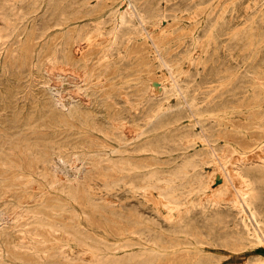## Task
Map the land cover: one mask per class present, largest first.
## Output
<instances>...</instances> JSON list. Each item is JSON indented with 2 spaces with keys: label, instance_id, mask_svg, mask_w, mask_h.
<instances>
[{
  "label": "rangeland",
  "instance_id": "rangeland-1",
  "mask_svg": "<svg viewBox=\"0 0 264 264\" xmlns=\"http://www.w3.org/2000/svg\"><path fill=\"white\" fill-rule=\"evenodd\" d=\"M218 3L223 6L231 5L230 0H223V2L136 0L135 5L148 17L145 22L131 19L137 27L136 31L131 36L124 35L122 40H126L122 51L111 56L105 45L106 38L110 36L108 27L114 25L117 19L115 16L126 8L128 0H0V24L5 22L9 29L14 27L11 35L0 42V120L6 122L13 120L12 113L9 111L10 99L15 100L16 105L20 106V113L26 114L35 109L32 107L35 103H48L51 100L49 93L58 91L59 105L67 104L68 100L79 107L94 105L96 109L94 117L97 119L96 127L99 130L91 129L73 135L71 138L83 139L85 135L92 133L90 146L93 149L105 150L108 149L107 145L110 142L107 136L109 128L106 127L109 112L106 107L114 100L121 101V95H123L121 93L125 89L123 85L130 84L148 90H153L152 87L156 88L154 99L157 105L167 104V102L175 103L178 100L177 95L181 97L183 90L187 88L189 93L196 95L195 98L201 102L198 112L191 111L188 114L181 112L179 126L169 131V134L166 130H160L155 135L154 142L157 150H172V158L168 161L162 159L165 156L164 153H159L161 169H175L179 162V150L176 147L185 141V138L190 137L189 142L192 143L186 153L199 152L202 157L205 153L202 149V137L197 138L198 140L194 138L198 134L202 135V125L206 127V133L211 137L215 134L221 135L220 131H225L226 128L227 133L231 134L227 140L223 137L217 138L214 142L216 157L213 155V161L203 163L209 179L207 193L210 196L192 194L191 196L194 197L190 198L192 204L182 201L172 209L173 215L175 214L173 220L180 218L181 223L166 224L163 221V215L168 211L158 203L160 199L157 198L156 201H158L154 203L157 209L155 220L157 219L158 230L170 232L172 236L183 235L182 237L187 239L168 248V251L172 249L177 252L186 251L184 255L180 254L181 258L179 256L177 257L179 259H168L162 253L152 250L143 251L144 253L134 258H126L124 248H119V250H111L115 252L113 254L116 255V259H99L93 264H264V244L262 243L264 241H256L253 237L245 239L244 231L233 225L231 219L233 215L229 209L224 207L218 211L208 204V201L214 198L228 201L231 197H236L235 187L241 186L242 179L234 171L231 170V172L230 168L236 164L237 159L264 155V148H262L264 137H261L264 133V7L255 15L244 19L239 27L237 25L233 28L229 25L228 19L223 21L219 16L221 8H217ZM32 7L36 8L35 11H30ZM156 12H163L164 15L157 22L158 24L152 21ZM44 20L50 23L53 21L61 23L40 32L43 26H47L45 23L40 25V22ZM194 24L196 26L193 29ZM35 27H39V30L33 32ZM128 27L126 26L122 32H127ZM81 29V33H85V36L76 42L74 37ZM61 44L62 49L56 51L55 48L59 49ZM161 51H166L167 55L172 57L169 65L171 71L160 63ZM235 55L236 58H233ZM145 59H148L147 62ZM112 60L119 62L115 63ZM150 74L155 75L152 77L156 79L154 80ZM176 85L178 86L176 93L164 97L165 89L174 88ZM118 91L120 95L114 98L112 94ZM139 98V96L134 97V99ZM146 104L143 101L141 107H145ZM202 109L205 111L202 112ZM50 113L52 112L48 111L46 114ZM42 117L41 120H43ZM240 140L244 145L240 144ZM250 142L254 144L250 145ZM74 145L81 146L79 143ZM68 148L76 149L74 146L61 145V149L68 150ZM91 157L96 155L92 154ZM94 163L96 161L79 172L77 178H73L67 167L63 168V165L57 166V170H61L57 174L62 181L70 179L81 186L92 181L102 184L104 176L100 173L99 163ZM255 165L257 169L252 167L251 177L264 210V167ZM106 172L107 178H113L118 173L111 167H107ZM24 173L27 171L20 168L0 167V176H4L2 179L4 184L0 185V220H2V227H7L5 230L10 239L9 246L5 241L0 243V259H3L1 260L3 264L30 262V260L21 262L17 257L6 255L7 249L15 252L19 250L18 246L21 243L19 236L23 235L24 231L22 226L15 225V220L10 219L9 215L3 211L2 205L7 189H19L22 186L21 183H12V180L17 182L16 180L20 178L26 179L27 176L23 175ZM37 186L39 192H44L43 196L53 195L48 189H44L41 183ZM218 187L219 190L216 191ZM210 191L215 193L211 194ZM75 206L80 212V206ZM179 207L181 212L176 213L180 211ZM95 216L100 217L98 213ZM79 219L91 232L98 235L104 234L102 227L94 221L95 219L90 225L81 215ZM114 224L118 226L119 222ZM108 242L118 243L114 236H109ZM137 249V247L133 248L134 252ZM49 250V246H43L39 252L32 250V254L37 256ZM220 251L226 253V256L220 257ZM50 259L53 258L39 259L38 264H52Z\"/></svg>",
  "mask_w": 264,
  "mask_h": 264
},
{
  "label": "bare ground",
  "instance_id": "bare-ground-1",
  "mask_svg": "<svg viewBox=\"0 0 264 264\" xmlns=\"http://www.w3.org/2000/svg\"><path fill=\"white\" fill-rule=\"evenodd\" d=\"M135 1L128 0L126 8L117 13L118 15L116 14L117 16L115 17L117 19L114 25L108 27L110 36L106 38L105 45L109 51L108 54L111 56L122 51L126 40H122V37L124 35L131 36L136 31L137 27L131 19L145 22L148 17L135 5ZM230 1L231 5L223 6L218 3L216 6L221 8L219 15L221 19L223 21L228 19L229 25L233 28L237 25L239 27V24L244 19L255 15L264 7V0ZM217 2H223V0H217ZM35 9V7H32L30 11H35ZM163 17V12H156L153 19H151L158 24L157 22ZM43 23L47 24V26H43L40 32H44L50 29L51 26L61 22L53 21V23H50V21L44 20L40 22V25ZM126 26H129L127 32H122ZM195 26L196 24H194L193 29ZM13 28L9 29L5 22L0 24V42L11 35L12 31H14ZM38 28L35 27L32 31L35 32V30H39ZM81 31L82 29L74 37L76 42L85 36V33H81ZM58 48H55V50H61L62 44ZM161 52L160 63L171 71L169 65L172 57H169L166 51ZM233 58H236V55ZM112 61L115 63L119 62ZM244 71L246 72V70ZM152 78L154 79V77ZM207 84L209 85V83ZM123 88L125 89L121 93L123 94L121 95L122 100H114L106 107L109 112V120L106 127L107 129L109 128L107 136L110 138V142L107 145L108 149L105 150L100 148L93 149L90 146L92 133H88L83 139L71 138L73 135H78L91 129L99 130L96 127L97 119L94 117V112L96 113L94 105L79 107L76 103L69 100L67 104L59 105L58 99L60 95L58 91H52L49 93L51 100L48 103L37 102L32 106L35 109L25 114L20 113V106L16 105L15 100L10 99L9 111L12 113L11 118L13 120L7 122L0 120V167L3 169L16 167L26 170L27 173L23 175H26L27 178H20L16 180L17 182L13 179L12 183H21L22 186L19 189H7L3 196V211L9 215L10 219L15 220V225L22 226L24 231V234L19 236L21 237V243L18 246L19 250L15 252L7 249V256L17 257L21 262L30 260L27 264H38L39 259L49 258H53L52 260L50 259L52 264H93L99 259H116V255L113 254L115 252L111 250H119V248H124L123 251L126 254V258H134L146 250L158 251L168 259L172 258V260L179 256L181 258L180 254L184 255L186 251L177 252L175 249L168 251V248L185 242L187 239L182 237L183 235L172 236L170 232L165 233L160 232L162 230H158L157 219L155 220L157 209L154 203L158 201H156L157 198L160 199L158 203L168 211L163 215V221L166 224L181 223L180 218L173 220L175 214L173 215L172 209L177 207L182 201L192 204L193 202L190 199L192 194L196 196L201 194L208 195L209 179L207 178L206 170L203 168V163L214 160L213 155H215L216 150V143L214 144V142L217 138L223 137L227 140L231 134L227 133L226 128L225 131H220L222 132L221 135L215 134V136L211 137L206 133V127L202 125V135L198 134L194 137L195 139L202 137V149L205 151L202 157L199 152L186 153L187 148L192 143L189 142L190 137L189 139L185 138V141H182L176 147L179 150V162L175 169H161L159 168L161 164L159 153H164L165 156L162 159L168 161L172 158V150H157L154 142L155 135L160 130H166L169 134V131L179 126L178 120L181 117L179 114L181 112L187 114L191 111L198 112L201 102L195 98L196 95L189 93L188 88L183 90L181 97L177 95L178 100L175 103L167 102V104L159 105L154 99L156 95V88L154 89V87H152L153 90H148L147 88H139L127 84L123 85ZM177 88V85L171 89L166 88L164 97L175 94ZM119 95L120 91L112 94L114 98ZM136 96L140 98L134 99ZM10 97H13V95H10ZM143 101L147 103L145 107H141ZM48 111L52 113L46 114ZM203 111L205 109H202ZM41 117L43 120L40 119ZM161 117L162 120H160ZM235 125L238 126L237 124ZM261 137H264V133L261 134ZM243 141L240 140V144ZM76 143L81 144V146L74 145ZM250 143L248 144H254V142ZM61 145L74 146L76 149L68 148V150H64L61 149ZM262 148H264V144ZM92 154L96 155V157H91ZM95 161L99 163L100 173L104 176L102 184L92 181L87 185L81 186L70 179L64 182L57 174L58 171H61L57 170V166L63 165V168L67 167L66 169L70 171L73 178H77L79 172L88 168ZM235 162L236 164L230 168V171H234L242 179V182L238 181L241 182V186L239 188L235 187L236 197H231L228 201H223L222 198L221 200L214 198L209 200L208 204L218 211L224 207L229 209L233 215V218H231L233 225L237 229L244 231L243 237L245 239L248 240L249 237H253L256 241H264V210L261 207L257 188L254 186V181L251 177L252 167H256L255 164L264 167V155L239 158ZM107 167L118 171L115 177H106ZM3 177V175L0 176V185L4 184ZM40 183L44 189H48L53 195L49 197L43 196L44 192L38 191L39 187L37 185ZM217 190H219V187ZM209 193L214 194L215 192L210 191ZM75 205L80 206V212L76 210ZM179 212L181 210L176 213ZM97 213L100 217L95 216ZM80 215L84 217L88 225L95 219L94 221H97L98 225L102 227L104 234L98 235L91 232L80 221ZM1 222L2 220H0V243L5 241L6 245L9 246L10 239L7 237L8 232L5 230L7 227H2ZM117 222H119V225L115 226L114 223ZM109 236H114L118 243H109ZM262 243L264 244V242ZM43 246H49L50 250L37 256L32 254V250L33 252H39ZM135 247L139 250L137 249L134 252L133 248ZM219 254L220 257L226 256V253L222 251ZM1 260L3 259H0V264H3Z\"/></svg>",
  "mask_w": 264,
  "mask_h": 264
}]
</instances>
